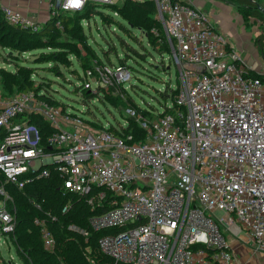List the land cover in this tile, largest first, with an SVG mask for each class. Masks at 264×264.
Listing matches in <instances>:
<instances>
[{"label":"built area","instance_id":"1","mask_svg":"<svg viewBox=\"0 0 264 264\" xmlns=\"http://www.w3.org/2000/svg\"><path fill=\"white\" fill-rule=\"evenodd\" d=\"M90 1L124 0H49V18L82 11ZM153 1L179 75L175 99L163 111L151 118L133 113L138 136L125 132L128 120L113 130L33 91H0V131L6 133L0 142L1 264H25L15 248L17 216L7 185L23 188L53 173L64 193L86 198L92 229L109 231L99 239V250L111 259L105 264H239L229 239L244 232L251 247L264 252V70L254 77L194 4ZM0 11L10 24H42L10 6ZM56 26L63 29L60 20ZM83 74L81 88L123 97L132 79L128 65L97 60ZM31 114L54 129L45 141ZM71 207L70 200L63 212ZM35 222L44 247L54 251L47 222ZM69 228L89 235L77 225Z\"/></svg>","mask_w":264,"mask_h":264},{"label":"trees","instance_id":"2","mask_svg":"<svg viewBox=\"0 0 264 264\" xmlns=\"http://www.w3.org/2000/svg\"><path fill=\"white\" fill-rule=\"evenodd\" d=\"M227 1L236 6L245 21H248L250 17L264 19V10L259 8L261 4L258 0ZM121 3V5L117 6V4L90 1L84 10L74 13L61 12L57 18H49L47 22L42 23L35 29L10 24L0 11V48H2L0 50L9 49L7 52L8 57L5 56L3 62L9 63L11 61L13 62L11 64L14 65L10 69L0 66V91L5 96L20 91H33L38 98L52 105L59 106L65 111L66 108L64 109L60 102L48 92L51 83L41 80L37 84L34 78L36 69L32 65L23 62L21 56L13 55V53L15 51L26 53L28 50L50 47L51 50L48 52H41L39 54L35 63L47 61L53 64L51 66L53 69L59 63H71V55L76 56L78 66L83 71L92 67L95 60L103 63L104 61L96 50H89L91 49L90 44H88L81 28L82 20L88 17L91 11H99L98 7L100 6L118 10L122 18L126 19L133 28L139 29L147 37L152 47L160 54L166 51L170 52L164 28L155 18L157 12L155 2L153 0H124ZM56 20L61 21L63 29L56 26ZM122 26L127 33H130L127 27ZM154 29L157 33H154ZM63 32L67 35L65 39L61 38ZM262 36L261 34L258 35L261 45H263ZM70 38L76 40L75 44H71ZM133 39L143 45L136 35H133ZM78 43H81L84 48L88 49V53L81 54V50L77 46ZM143 49L145 51L144 54L130 46V50H126L128 51V53L126 52L128 56L125 55L123 58L118 56L120 64H126L125 61L130 57L137 61H139V56L145 55L143 57H147L150 52L146 46H143ZM76 73H78V70ZM251 74L254 77L259 75L256 71H253ZM122 90H124L123 95L125 98V91L127 90ZM166 91L161 92L162 98L164 100H168L169 98L174 100L177 92L176 87L168 86ZM80 94H82V99L85 102L90 101L96 96H100V94L86 88H81ZM101 100L104 99L102 98ZM110 101L114 104L122 102L126 104L128 102L120 96L117 98L110 97ZM131 103V105L128 104L127 106H131V109L135 113H142L147 118L155 115L154 110L137 106L135 102ZM28 118L30 122L37 124L41 128L44 134V141L53 132L54 129L40 115L31 114ZM87 120L91 121L90 118H87ZM129 120L131 122H129V126L125 129V132H131L138 136L142 130L139 128L134 115L130 116ZM93 124L97 127L100 126L98 122H94ZM111 129L114 130L116 128L112 125ZM5 134L4 130L0 131V142ZM0 179L3 181L1 174ZM7 188L13 197V202L9 204L10 209L12 211L15 210L17 216L15 248L25 264H105L111 260L99 250L100 237L106 235L109 231H95L92 229L89 224V217L94 212L91 210L86 198L77 194L64 193L61 189V180L57 173H53L48 178L36 179L23 188H18L11 184H8ZM70 200L72 201V207L67 212H63V208ZM36 204H40L41 209ZM53 216L56 217V220L52 219ZM36 218L44 219L52 230L57 242L54 251H49L44 247L41 228L40 225L36 224ZM71 224L88 229L89 235L84 236L77 231L71 230L69 228Z\"/></svg>","mask_w":264,"mask_h":264},{"label":"rangeland","instance_id":"3","mask_svg":"<svg viewBox=\"0 0 264 264\" xmlns=\"http://www.w3.org/2000/svg\"><path fill=\"white\" fill-rule=\"evenodd\" d=\"M121 4V2H118L117 6ZM98 8L99 11H91L89 13L90 15L81 22L83 34L91 47L89 50H96L105 63L114 65L120 64L119 57L123 58L125 55L128 56V54H126L128 51L126 50H130V46L134 47L142 54L145 53L143 46H146L150 52L147 57H143L145 55L139 56V61L131 57L125 61L132 71L131 81L125 85L127 90L125 91V98L121 95H116L111 90L102 88L100 92H98V94H101L99 97L96 96L87 102L83 101L82 94H80V85L83 82L82 78L84 71L78 66L76 56L74 55L70 56L71 63H59L54 69L51 68L53 64L47 61H40L38 64L35 63L39 54L41 52H48L51 50L50 47L28 50L26 53L15 51L13 55L16 54L21 56L23 62L32 65L36 69L34 78L37 84L41 80H46L51 83L48 92L60 102L64 109L66 108L68 111H73L83 118L94 119L104 125L110 124L114 126L119 123H124L125 120L131 122L129 118L135 112L131 109V106H127L128 104L131 105V102H135L137 106L149 108L156 112L163 111L167 105L172 103V99L169 98L168 100H164L161 92H167L168 90L166 91V89L168 86L176 87L178 84L179 70L171 59V53L168 51L163 54L157 52V50L152 47L147 37L139 29L130 26L128 21L122 18L118 10H112L103 6ZM230 10L235 13L233 8H230ZM233 13L228 15L226 11V15H224L225 17L223 18V22L228 24L230 32V38H228V36L226 37L236 49L238 56H240L251 68H253V66H260L264 70V50L262 53L261 50L238 49L241 45L246 46L247 44L251 46V44L248 38H244L239 34V32H243L242 28H244V25H242L240 18H236ZM121 24L127 27L130 33H127ZM239 25H241V28H239ZM247 25L248 26H245L246 32L251 29L252 23L248 22ZM214 26L217 30L222 32L220 28L216 25ZM260 29L263 31L264 25H262ZM64 33L65 32L62 33L63 35L61 37L63 39L67 37ZM132 34L136 35L142 41L143 45L135 41ZM256 36L257 34H255V39ZM69 41L72 42L71 44H75L76 42V40L72 38H70ZM77 46L81 50V54L88 53V49L84 48L81 43H78ZM8 50H0V66L3 65L10 69L12 67L7 66V62H2L5 60V56L8 57ZM259 62L262 63V66ZM9 63L13 62L9 61ZM77 70L78 73H76ZM1 94L5 96L3 92ZM119 96L128 102H126V104L123 102L114 104L110 101V97L117 98ZM102 98L104 100H101ZM215 214L219 218L224 216L222 211H217ZM237 239L247 243L249 236L244 232L239 235ZM1 249L3 255L6 256V247L2 246Z\"/></svg>","mask_w":264,"mask_h":264},{"label":"crops","instance_id":"4","mask_svg":"<svg viewBox=\"0 0 264 264\" xmlns=\"http://www.w3.org/2000/svg\"><path fill=\"white\" fill-rule=\"evenodd\" d=\"M186 1L202 9L208 15L209 19L214 23V25L220 28L223 34L225 36H228V38H230L229 26L227 23L223 22V18L225 17L224 15H226V11L228 15H230V13H233L230 10V8H233L235 11V13L233 14L236 16V18L239 17L242 25H244V28H242L243 32L242 33L239 32V34L244 38H248V41L250 40V44H251V46L247 44L246 46L241 45V47H238V49L261 50L263 53L264 38L262 40L263 45H261L259 43L260 39H258V35L261 34L264 36V30L261 31L260 29L262 28V25H264V19H256L254 17H250L248 21H245L243 16L236 8V6H234L227 0H186ZM258 1L261 4L260 6H262L261 9L264 10V0H258ZM0 5L10 6L13 9L20 11L22 14L30 17V19L35 22L45 23L49 20V15H50L49 0H0ZM248 22H251L252 26L251 29L248 30V32H246L245 26H248L247 25ZM239 28H241V25H239ZM255 34H257L256 39H255ZM232 48L235 49L233 46ZM6 65L10 66L9 63L8 64L6 63ZM260 65L262 66V63H260ZM13 66L14 65L12 64V66L10 67L13 68ZM253 68L254 71L261 69L260 66L258 67L253 66ZM229 240H230V245L236 254V258L238 261L237 263L264 264V252L255 251L251 247L248 241L247 243L241 242L240 240L237 239V237H231Z\"/></svg>","mask_w":264,"mask_h":264},{"label":"water","instance_id":"5","mask_svg":"<svg viewBox=\"0 0 264 264\" xmlns=\"http://www.w3.org/2000/svg\"><path fill=\"white\" fill-rule=\"evenodd\" d=\"M259 8H262V6H259Z\"/></svg>","mask_w":264,"mask_h":264}]
</instances>
